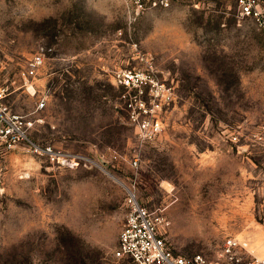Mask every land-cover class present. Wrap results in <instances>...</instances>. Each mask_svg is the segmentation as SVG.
<instances>
[{"label":"rangeland","instance_id":"obj_1","mask_svg":"<svg viewBox=\"0 0 264 264\" xmlns=\"http://www.w3.org/2000/svg\"><path fill=\"white\" fill-rule=\"evenodd\" d=\"M168 3L135 12L123 0H0L9 105L35 144L96 164L62 168L24 148L0 157V264H132L113 256L126 189L162 220L176 255L211 258L235 237L264 256V148L254 142L264 127V30L236 0ZM174 9L186 13L180 27L154 26ZM36 55L44 63L26 89L21 73ZM147 66L173 101L146 144L114 77Z\"/></svg>","mask_w":264,"mask_h":264},{"label":"built area","instance_id":"obj_2","mask_svg":"<svg viewBox=\"0 0 264 264\" xmlns=\"http://www.w3.org/2000/svg\"><path fill=\"white\" fill-rule=\"evenodd\" d=\"M128 8L135 12L145 10L147 4L156 6V0H123ZM160 5L168 7V0H159ZM264 0H236L238 13L259 22L264 30ZM41 55L33 56L21 73L26 89L33 88V79L42 67ZM114 80L124 90L123 98L127 120L142 143H152L162 130L160 114L165 106L173 101L170 88H165L154 76L153 68L144 70L128 69L118 72ZM8 88L0 86V157L24 148L30 154L48 160L62 168H77L92 164L89 158L69 151H63L45 145L39 146L28 137L30 126L26 118L15 112L8 103ZM46 106V100L40 98L36 111ZM236 141V138H233ZM254 142L264 148V127L254 135ZM137 166V161L133 162ZM126 210L125 223L119 232L117 247L113 251L116 259H129L132 264H264V256L251 255L246 246L235 237H226L213 257L201 253L191 256L174 254L166 245L159 232L162 220L155 219L141 206L133 189H126L124 198Z\"/></svg>","mask_w":264,"mask_h":264},{"label":"clouds","instance_id":"obj_3","mask_svg":"<svg viewBox=\"0 0 264 264\" xmlns=\"http://www.w3.org/2000/svg\"><path fill=\"white\" fill-rule=\"evenodd\" d=\"M103 14V13H101ZM25 19L33 18L30 13L25 14ZM186 13L181 9H174L168 16L166 17H158L154 21V26L158 29H168L174 27H180L182 22L186 20ZM107 22L111 23L112 20H107Z\"/></svg>","mask_w":264,"mask_h":264}]
</instances>
